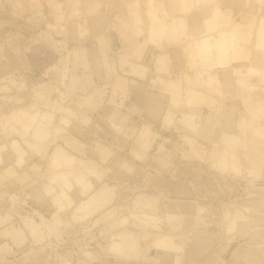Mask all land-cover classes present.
Wrapping results in <instances>:
<instances>
[{
	"label": "rangeland",
	"instance_id": "obj_1",
	"mask_svg": "<svg viewBox=\"0 0 264 264\" xmlns=\"http://www.w3.org/2000/svg\"><path fill=\"white\" fill-rule=\"evenodd\" d=\"M73 1L71 10L83 16L87 0ZM91 1L86 23L74 17L61 30L51 28L54 45L37 39L52 32L43 21L42 28L28 22V13L12 21L0 40V264H253V256L264 264V147L250 152L238 140L243 128L251 137L255 124L264 125L260 108L242 100L238 84L231 95L218 85L212 90L197 63L189 67L190 59L182 56L178 67L173 54L180 45L170 42L173 31L154 42L139 31L125 36L122 31L129 30L117 16L132 2L148 17L154 12L146 0H118L119 11L111 10L112 0ZM217 1L207 3L233 9ZM236 1L234 13L245 6L238 13L246 17L264 7L260 0ZM68 3L51 5L62 9ZM9 8L0 5L3 12ZM155 9L158 14L160 7ZM98 21L104 28L84 37ZM18 34L25 50L39 52L15 67V51H8ZM252 38L244 31L234 50H247ZM138 45L146 47V57L136 54ZM170 82L177 93L167 91ZM131 86L139 88L135 95ZM186 88L203 99L194 121L184 105ZM13 115L21 122L14 123ZM62 117L67 132L82 143L81 155L56 139ZM227 132H234L232 139ZM13 140L44 152L29 151V161L18 165ZM188 140L198 144H191L194 150ZM60 147L74 157L76 173L82 172L79 160L91 157L104 176L87 177L91 186L84 192L67 178L73 186L68 195H74L58 206L53 200L61 192V173L48 170ZM214 151L222 153L224 164L209 157Z\"/></svg>",
	"mask_w": 264,
	"mask_h": 264
},
{
	"label": "bare ground",
	"instance_id": "obj_2",
	"mask_svg": "<svg viewBox=\"0 0 264 264\" xmlns=\"http://www.w3.org/2000/svg\"><path fill=\"white\" fill-rule=\"evenodd\" d=\"M117 1L118 0H112V4L110 7L116 5ZM161 1H164L168 5L165 6V4H163ZM260 1H263L264 4V0H260ZM238 2L240 1L221 0L220 3L217 1L215 2V4L219 3V5L231 6V8L234 9V7L238 4ZM51 3H55V0H0V5H10L11 8L5 10L8 13L10 12L12 14L10 15L11 17L14 16V18L18 19L24 17L25 13H28L29 16L28 15L26 16V20H28V22L29 21H31L32 23L35 22L40 27L41 25L39 24V22L43 21L44 26L42 27H47V28L49 27L50 30L52 27H54V29L60 28L59 30H61V26L65 25V23H67L68 20H71L74 17H80L79 20L83 23H86L88 19H91V17L88 16L93 11L92 8L93 2L91 0H87L85 2L86 13L83 16H80L81 12L77 13L71 10L72 8H70V4L72 5V3H74L73 0H70V3H68L69 8H67V6L65 8L64 5L62 9L59 7L58 8L52 7L53 5H51ZM143 4L146 5L147 10L150 13L151 12L154 13L153 14L151 13L148 17H144L145 15L143 16L140 9L137 10L136 8L137 6L134 7V4L130 2L129 4H126L125 11H123L124 14H121V16H117L118 21L121 22L120 24L127 26L124 27V29L126 31L129 30V33L122 31V33H124L125 36L130 35L132 32L139 31L142 33V36L153 41L155 38L163 39L164 36H170L171 32L173 31L174 32L173 36L171 35L173 40L171 39L170 42L176 43L178 46L180 45V51L174 52L173 54V60L176 62V65L178 67L180 66L179 61L182 56L193 61V65L191 64L189 66L191 69H194V63H197V67L199 68L198 75H202V74L207 75L209 80L207 82L213 85L212 90H214V86L218 85L221 86L227 94L231 95V92H233L234 90L233 85L234 84L240 85L241 86L240 92H242V94L241 93L240 94L242 95L241 97L242 100L251 101L254 104V107L256 104V108L254 110H258V108H260L261 110L260 113H262L261 115L262 117H264V106H263L264 105V7L263 6L257 9L255 8V10L252 12V13H256L254 14L256 15L255 17H246L242 13H238V12H243L245 10L244 9L245 6H243L244 8L241 7L240 9L237 10L236 13H234L233 9L221 10L223 8H221L220 6H213L212 4L207 3V0H160L158 5L157 4L154 5V0H146L145 2L143 1ZM45 6H47V12L44 11V13H42L41 10L45 8ZM119 6L120 5H118V7L114 6L113 8H111V10L119 11L120 10ZM158 7H160V10L159 13L157 14L155 13V10H157L155 8ZM109 8L107 10H109ZM251 8L252 7H250V9ZM101 14H103L102 10H101ZM217 15H219V19H222V21L220 20L219 22V20L215 18V16ZM241 15L243 17H241ZM175 16H178L177 20L174 19ZM235 20H237L236 24H234L232 28L230 29L226 28L227 26H231L232 25L231 23ZM170 21H174L175 25H177V28H172V26L170 27V23H169ZM99 22L100 21L92 25H89V27L85 29L84 37H87L88 35L93 34L96 31L99 32L101 28H104L99 25ZM244 31L247 33H252L253 36L252 43L250 44L247 50L244 51H238L236 49L234 50V45L239 44L241 42ZM51 32L52 34L48 33L47 31V34H45L44 36L48 38L52 37L51 39L50 38L49 39L52 41V45H54L56 43V41H54L55 31L51 30ZM64 34L65 33H63L62 36ZM17 38H19V34ZM135 43L137 42L131 43V45L133 46V44ZM10 44L11 47L8 51L9 53L11 51L16 52L19 49L17 48L19 47L18 40L15 41V43L11 42ZM136 54L139 55V58L141 57L143 58L146 57L149 53L147 52L146 47L141 48V45H138L136 49ZM127 69L128 67H125V70ZM186 81L187 83H191L188 78H186ZM167 85H168L167 91L173 89L172 87L173 84L171 82L168 83ZM131 89H133V93H132L133 95H135L134 92L136 90H139L138 87H134V86L133 87L131 86ZM177 91L178 89L175 88L173 89L174 93H177ZM185 91L186 93L184 96V105L189 112L187 114V117L189 120L194 121L198 119V116L196 114L197 104L199 102L200 103L203 102V99L202 96L192 88H186ZM97 94L99 93L95 92L92 93L90 96L91 98H95ZM258 104L259 106L260 104L262 106L257 107ZM251 108L250 111H252ZM16 115L15 116L13 115L14 117H16L15 122L13 121L14 123H17L16 121H18L19 119V117ZM19 116L22 117L24 115L20 114ZM21 119L22 118H20L18 122H21ZM59 121H61V124L56 126V128L54 129L56 139L59 140V142H61L63 146L69 147L70 149L75 150L78 154L81 155L82 151L79 149V147L82 148V143L79 140H77L76 137L70 135L67 132L64 126V123H66L65 118L62 117L61 119H59ZM192 125H190L189 127L193 128L195 126L194 124ZM247 131L243 128L241 133L244 134V137L243 139L238 137V140H240L242 143L245 144L244 147L247 146L246 149L248 151L250 150L253 151V149L259 147L260 148L264 147V125L260 126L259 124H255L254 129L252 130L253 133L251 134V137L247 136L248 134ZM233 135L234 132H227L226 138L232 139ZM189 140L191 141L190 138ZM193 143L195 144L196 142ZM191 144L189 142L190 146ZM251 144L252 146H249ZM11 146L14 152L16 153L17 156L16 162L18 163V165L19 164L24 165V163H27L29 161L30 159V155L28 153L29 151H33L37 154L44 152L43 151L44 147L38 146L34 143L33 144L29 143L24 148L20 146L17 143V141L13 140ZM191 148L193 149V146H191ZM196 148L198 147L196 146L195 149ZM199 149L201 150L202 148L200 147ZM199 149H197V151L195 152L197 153V155L198 152L200 151ZM203 155L204 154H202V156ZM210 155L209 157H212L215 163L221 165L224 164V160H223L224 158L221 152L214 151V154H212L213 156ZM199 158L202 157L200 156ZM210 159H208L209 162L212 161ZM74 162H75L74 157L68 156L64 147L57 148L52 153L51 162L49 164L50 169L48 171L49 172L59 171L61 173V178L59 179L61 192L57 197L55 196L54 198L55 200H53L54 204L55 203L59 204V201L61 199H64L63 197H66L65 200L67 199L69 200L70 196L73 197L74 194L68 195L69 190H71L73 186L70 184V182L68 183L67 178L73 177L80 190L85 189L86 191L91 186V183L87 177H91L94 181H99L104 176L102 168L99 166V163L96 162L91 157H85V159H82L81 161L79 160L78 167L82 169L81 173H76V171L78 170H76V168L73 167ZM76 196L77 195L75 194V197ZM252 262L253 264H256V257L254 258L253 256Z\"/></svg>",
	"mask_w": 264,
	"mask_h": 264
},
{
	"label": "crops",
	"instance_id": "obj_3",
	"mask_svg": "<svg viewBox=\"0 0 264 264\" xmlns=\"http://www.w3.org/2000/svg\"><path fill=\"white\" fill-rule=\"evenodd\" d=\"M7 9V8H6ZM23 18V17H22ZM21 18V19H22ZM14 20L15 21H17V19L16 18H11V16H10V14L5 10V12H3V11H1L0 10V40H1V42H2V39H3V37H7V33H8V28L11 26L10 25V23L13 21L14 22ZM15 24H16V22H14ZM14 24V25H15ZM13 25V26H14ZM17 26V25H16ZM18 31V30H17ZM17 33V32H16ZM18 36V35H17ZM16 38V40L15 41H17L18 40V38L17 37H15ZM44 38V37H43ZM50 39L52 38V37H49ZM48 37H45L44 39L46 40V42L44 41V39H42V38H37V39H40V41L41 40H43V42L44 43H46V44H49V45H52V41L49 39ZM54 39V38H53ZM52 39V40H53ZM54 41H56L57 42V39H56V37H55V39H54ZM1 42H0V45H1ZM6 43V42H5ZM13 43H15V42H13ZM18 46L19 47H17V48H19L15 53H14V57H15V61H17V64L15 65V64H13L15 67H20L21 65H23V63H24V60L23 59H25V60H28V55H30V54H36L37 52H39V50H38V48H37V50H32L31 48L30 49H27L26 48V50L24 49V47H23V45L22 44H20V41H18ZM35 43V42H34ZM7 45V44H6ZM13 45V44H12ZM32 48H36L35 46H31ZM0 48H1V46H0ZM54 47H52V49H53ZM32 59H35V57H32ZM31 59V61L34 63V61ZM30 60V59H29ZM5 61H7V59L5 58H2V62H4L5 63ZM12 63H13V61H12ZM2 68V67H1ZM113 74V73H112ZM115 74V73H114ZM93 80L91 79V81L90 82H92ZM89 86V85H88ZM86 91H87V89H86ZM80 92H84V91H80ZM87 94V93H86ZM85 95V94H84ZM101 95V94H100ZM209 128H210V126H209Z\"/></svg>",
	"mask_w": 264,
	"mask_h": 264
}]
</instances>
